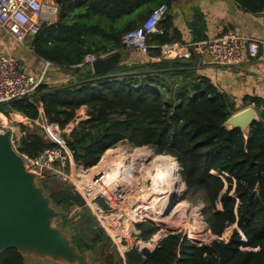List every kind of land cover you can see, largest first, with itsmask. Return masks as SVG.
Segmentation results:
<instances>
[{
  "label": "trees",
  "instance_id": "16d2710c",
  "mask_svg": "<svg viewBox=\"0 0 264 264\" xmlns=\"http://www.w3.org/2000/svg\"><path fill=\"white\" fill-rule=\"evenodd\" d=\"M234 1L250 13L264 10V0ZM57 2L61 6L58 21L48 28L54 43L37 44L35 51L78 78L60 86L40 84L39 97L0 104V111H16L34 122L41 120L43 109L49 123L65 129L85 107L88 118L77 123L70 133H64V138L73 161L86 168L97 165L106 150L120 142L133 147L150 146L156 154L170 155L167 157L174 162L178 159L186 186L182 199L203 203V218L211 230L206 239L212 234L215 237L204 243L205 239H189L182 232L171 233L149 258L135 248L129 251L127 264H264V100L252 98L259 119L252 123L246 138L240 128L225 125L227 119L240 111L235 101L220 92L209 78L196 76L187 68L190 63L182 59L149 58L141 67L153 71L133 72L136 67H130L122 58L125 48L121 35L137 27L113 25L107 29L97 24L81 31L76 29V21L80 20L70 15L77 8L111 22L144 3L155 4V8L166 4L170 8L172 0ZM162 24L166 32L151 36V45L178 40L171 30L173 15L169 11ZM95 36L102 40L93 41ZM107 53H119L121 60L105 74L95 73L91 64L84 61L88 54ZM151 53L158 55L159 49L152 48ZM244 105H250L247 98ZM22 128L25 132L18 145L21 153L35 157L46 148L58 146L41 125ZM59 177L62 176L47 171L41 183L55 207L65 212L58 219L61 227L81 251H90L96 260L123 263L121 258L112 260V248H115L112 239L84 196L71 182ZM74 209L75 214L70 216ZM142 214L154 217L148 209H139L138 218ZM138 228L145 240L158 230L155 223L148 221L139 223ZM229 229L230 236L223 237ZM26 263L17 249L0 254V264Z\"/></svg>",
  "mask_w": 264,
  "mask_h": 264
},
{
  "label": "built area",
  "instance_id": "2783aa9c",
  "mask_svg": "<svg viewBox=\"0 0 264 264\" xmlns=\"http://www.w3.org/2000/svg\"><path fill=\"white\" fill-rule=\"evenodd\" d=\"M168 11L169 8L166 4L160 5L152 11L141 26L124 32L121 35L123 47L135 49L140 54L149 56L151 49L154 47L149 43V38L153 35H163L166 32L162 22ZM59 13L60 6L57 0H0V28L18 43L30 47V41L39 35L44 27L57 22ZM261 43L263 41L259 38L244 36L230 29L209 39L188 42L173 39L171 42L155 47L160 48L162 55L167 59H190L194 54H208L211 57L210 63L214 67L227 73L244 76L246 73L242 66L246 56L256 57ZM108 56H110L109 53L100 56L88 54L85 62L92 65L98 58H107ZM47 64L49 65L50 62H47ZM41 83L42 79H36L23 70L17 57L0 52V104L31 98ZM81 120L84 119H79L78 114L77 120L67 125L65 129H62L57 123H49L48 121L44 124V128L48 135L50 134L49 129L55 132L70 133L72 128ZM73 123L75 125H72ZM70 125L72 126L70 127ZM7 130L11 131V141L16 151L25 159L30 169L39 174L40 179L45 176L47 171H51L72 182L76 190L86 199L87 205L112 239L114 246L123 259L133 248L141 252V248L144 246L151 249L160 246L162 239L173 233L159 236L163 226L155 217H145L146 215L142 214L143 216L138 219L132 218L131 214L136 208L141 211L147 209L148 205L144 202L137 204L136 197H144L147 192L144 186L145 183L138 186L140 179L137 181L138 190L136 195H133V192L128 194L127 189L122 186H118L117 189L113 190L111 198L101 192L94 194L89 189H92L94 183L103 181L107 174L104 170H101L93 174L92 178L89 177L87 172L90 168L73 161V155L66 145L64 135L56 134L54 138L49 135L58 143V146L46 148L37 156L31 157L18 150L19 140L23 133L8 119L7 114L0 111V133ZM179 167L178 174L184 184L180 175L181 164ZM75 171L76 175H74ZM150 186H152V181H150ZM128 190L131 191V189ZM157 211L158 209L153 214L155 215ZM153 219L157 223L158 230L150 239L145 240L140 237L141 230L138 225L141 222ZM161 219L163 221L169 220L166 216ZM186 236L189 238V235Z\"/></svg>",
  "mask_w": 264,
  "mask_h": 264
},
{
  "label": "crops",
  "instance_id": "0c3cea01",
  "mask_svg": "<svg viewBox=\"0 0 264 264\" xmlns=\"http://www.w3.org/2000/svg\"><path fill=\"white\" fill-rule=\"evenodd\" d=\"M152 5L150 2L144 3L139 8L130 9L127 13L117 18L116 21L111 20V22H107L99 14H89L87 11H79L77 8L70 15L80 20V22L75 21L78 23L76 29L81 31H86L90 26L97 24L106 26L107 29H110L113 25L117 27L121 26V28L127 27L128 25L139 27L155 8V4L154 6ZM169 14L173 15V28L171 30L181 42L195 41L205 36L209 39L230 29L244 36L261 39L263 43L260 44L258 55L256 57L246 56L242 66L246 73L244 76L227 73L214 67L210 63L211 57L208 54H194L190 59H177H182L190 63V66H187V68L193 71L196 76L209 78L211 83L220 92L227 94L235 101L240 110L249 106L254 107L252 104L253 97L264 100V10L259 13H250L241 8L234 0H177L172 1ZM48 28L49 25L30 41V47L18 43L12 36L0 28V52L17 57L23 70L36 79H42L41 84L60 86L74 82L78 76L73 75L72 72L60 67L53 61L47 60L35 51L37 44L53 45L54 38L49 34L50 31ZM86 37L83 36L82 38ZM92 40L96 42L102 40V38L98 39L95 36ZM152 45L154 46L153 48H158L155 47L158 45ZM158 49V55L151 53L149 56H144L135 49L125 48L122 52V58L130 67H136V70L133 72H141L145 69L151 72L153 69L144 68L141 65L144 62L147 63L149 58L151 60L167 59L162 55L161 49ZM120 60L118 64H120ZM47 62H50V64L48 65ZM37 93L39 92L36 91L31 97H39ZM246 98L250 102L248 106L244 105ZM41 113V120L37 119L34 122L16 111L10 112L8 119L24 134L23 125L26 127H29L28 125L34 126L38 121L41 124L46 123L47 120L44 117L43 109H41ZM42 262L38 264H43ZM26 264L37 263L27 260ZM121 264H127L126 258L123 259V263Z\"/></svg>",
  "mask_w": 264,
  "mask_h": 264
},
{
  "label": "water",
  "instance_id": "95a60500",
  "mask_svg": "<svg viewBox=\"0 0 264 264\" xmlns=\"http://www.w3.org/2000/svg\"><path fill=\"white\" fill-rule=\"evenodd\" d=\"M120 57L115 53L107 58H98L92 63L94 72L105 74L111 71ZM258 119L256 109L249 106L233 114L225 125L231 129L240 128L247 138L252 123ZM64 215L65 212L55 207L39 174L30 169L14 148L11 131L0 133V254L14 248L26 260L37 264L46 260L56 264H93L91 252L81 251L59 224L58 219ZM201 216L203 218V214ZM204 222L211 231L208 223ZM158 247L144 246L141 254L149 258Z\"/></svg>",
  "mask_w": 264,
  "mask_h": 264
},
{
  "label": "bare ground",
  "instance_id": "6f19581e",
  "mask_svg": "<svg viewBox=\"0 0 264 264\" xmlns=\"http://www.w3.org/2000/svg\"><path fill=\"white\" fill-rule=\"evenodd\" d=\"M122 152L123 151L121 149L118 151H111L108 153L107 158L110 160L114 159L115 167L113 166V170H110L107 172L108 181L100 185V187H102L103 189L100 192L103 193V195L111 198L112 197L111 195L113 194V190L117 189L118 186H122L127 190L132 188L133 181L128 180L127 177L125 176L127 174L126 170L130 169L131 165H134L136 168V171L138 172V171H141L143 168H145L146 164L148 163L147 164L148 166L158 171L155 177L156 181L154 183V188L163 186V189L162 191L160 190V192H157L158 194L155 192L152 198H149L150 200L144 199L143 197L141 198L136 197L137 204L142 203V202L146 204L147 201H150L152 204H154V206L158 210H160V208L164 209L167 206L162 214V216H165L167 212L170 210V208L173 206L172 204L177 203L174 200L176 191H178L180 188L179 175L177 173L178 169L176 167V165L178 166L177 162H174L171 158L167 156L166 157L156 156L148 148L134 149L133 151L129 152L128 155ZM100 169L101 168H98V169L94 168L90 171V173L92 174L97 173L98 171H101ZM87 174H89V171L87 172ZM89 177H90V174H89ZM93 187L94 185L92 186V189L94 190ZM97 187H99V185L96 186V189ZM92 189H89V190L91 191ZM131 192H133L132 193L133 195L137 194L135 186L131 191L128 190V194H130ZM158 203L160 204V207ZM192 208L193 207H191V205L188 202H180L176 205L175 208L173 207L171 218L174 220H172V222L170 220L166 221V226L168 229L167 231H169L170 226L173 228L183 227V223L186 222V220L188 219L187 214ZM147 209L149 213L153 215L158 222H160L161 219H160L158 212H157V215H154L153 212L149 210L148 205H147ZM138 210L139 208H136L134 212L131 214L133 219H138ZM191 215H193L196 220V223L194 226L195 227V230H194L195 238L193 239L196 241H202L206 239L210 234L208 229H206L207 233L201 234L202 233V230H200L201 228L197 227L199 224H201L198 210L193 208V210H191ZM166 233L167 232L165 230H161V233L159 234V236L162 234H166Z\"/></svg>",
  "mask_w": 264,
  "mask_h": 264
},
{
  "label": "rangeland",
  "instance_id": "374dc122",
  "mask_svg": "<svg viewBox=\"0 0 264 264\" xmlns=\"http://www.w3.org/2000/svg\"><path fill=\"white\" fill-rule=\"evenodd\" d=\"M2 112H4L5 114H7V115H9L10 113H7V109L6 110H4V111H2ZM78 114H79V119H86L87 118V109L84 107V109L82 110V109H80L79 110V112H78ZM37 124H41L39 121H38V123ZM71 124V123H70ZM72 125H75V123H73ZM72 125H70V127L72 126ZM30 128H32L33 126H31V125H28ZM41 126L44 128V124H41ZM45 129V128H44ZM50 134V136L52 137L53 136V138H54V136L57 134V135H60V136H63L64 135V133H66V132H64V131H61V132H55L54 130H52V129H49V131H48ZM23 133V132H22ZM137 148H148V147H133L130 143H128V142H120V143H118L116 146H114V147H112V148H109L108 150H106V152H105V154L102 156V158H101V160L98 162V164L97 165H95V166H93L94 168H96V169H98V168H101L100 170H104L105 171V173L107 174V172L108 171H110V170H113V166L115 167V164H114V159H112V160H110V159H108L107 158V155H108V153L109 152H111V151H118V150H121L122 149V153H126L127 155L129 154V152H131V151H133L134 149H137ZM149 149V148H148ZM153 153H154V155H156V156H163V157H166V155H158V154H156L152 149H150ZM126 151V152H125ZM173 158H175V157H173ZM175 160L177 161V164H179V161H178V159L177 158H175ZM113 161V162H112ZM151 162V161H150ZM148 164V163H147ZM146 164V167L145 168H143L141 171H136V168H135V166L134 165H131V168L130 169H128V170H126L127 171V174L125 175L126 177H127V179L128 180H131V181H133V186H132V188H130L131 190L134 188V186H135V189H136V191L138 190V188H137V181H138V179H140V182L138 183V186H141V185H143L144 183H145V189H146V191H147V193L146 194H144V199H147V200H150L149 198L150 197H152L153 196V194L156 192H160V190L162 191V189H163V186H160V187H156V188H154V183H155V181H156V179H155V177H156V175H157V170L156 169H153L152 167H150V166H148ZM180 165V164H179ZM178 165V166H179ZM178 166L176 165V167H177V169H178V171H179V168H178ZM93 167H91L90 168V170H89V174H90V176L91 177H93V174L92 173H90V171L92 170V169H94ZM178 173V172H177ZM77 173H76V171L74 172V175H76ZM89 174H87L88 176H89ZM95 174V173H94ZM179 175V174H178ZM59 180H67L66 178H58ZM53 181H54V179H53ZM68 181V180H67ZM108 181V174L107 175H105V177L103 178V181H101L100 183H94V190L92 189L91 191L92 192H94V194L95 193H97V192H100V191H102L103 189H102V187H100V185H102L103 183H105V182H107ZM150 181H152V186H150ZM179 181H180V188H179V190L178 191H176V194H175V198H174V200L177 202V203H175V204H172L173 206L170 208V210L167 212V214L165 215L167 218H169V220L172 222V218H171V213H172V210H173V207L175 208L176 207V205L178 204V203H180V202H188L190 205H191V207H193V208H195V209H197L198 210V212H199V217H200V223L201 224H199L197 227L198 228H201L200 230H202V233L201 234H204V233H207V227H206V225H205V223H204V218H202V206H203V203L202 202H200V201H198V202H196V203H193V202H191V201H188V200H184V199H182V197H183V194H184V192H185V190H186V186H185V184H184V191H183V183L181 182V180H180V176H179ZM70 182V181H69ZM72 183V182H71ZM127 183H129V182H127ZM99 185V187H97V189H96V186H98ZM127 186V185H126ZM125 186V187H126ZM128 191V190H127ZM130 191V190H129ZM46 192L48 193V191L46 190ZM183 192V193H182ZM162 193V192H161ZM158 194V193H157ZM147 197V198H146ZM158 198V197H157ZM156 198V199H157ZM146 200V201H147ZM100 202H102V200H100ZM147 204H148V207H149V210L150 211H152V212H154L155 210H156V207L154 206V204H152L150 201H147L146 202ZM158 205H159V207H160V204L158 203ZM165 206V205H164ZM167 207V206H166ZM166 207L164 208V209H162V208H160V210H158L157 212H158V214H159V216H160V219L162 218V217H164V216H162V214H163V211L166 209ZM193 208L191 209V210H193ZM191 210L188 212V214H187V220H186V222H184L183 223V227H180V228H173V227H169V231H167L168 229H167V226H166V221H163L162 219L160 220V222L159 223H162V226H163V228H162V230H165L167 233L168 232H182L183 234H186V235H189L190 236V238L191 239H193V238H195V235H194V230H195V223H196V220H195V217L193 216V215H191ZM75 212H76V209H74L72 212H71V215L70 216H73L74 214H75ZM155 215H157V213L155 214ZM194 219V220H193ZM148 222H153V223H155V225H157V223H156V221H154V219L153 220H147ZM209 231V230H208ZM209 233H210V231H209ZM230 234H231V229H229L226 233H225V235L223 236V237H229L230 236ZM215 236L212 234L211 235V238H209V239H205L206 241H203L204 243H208V242H211V240H213V238H214ZM112 244H113V246H114V243H113V241H112ZM115 247V246H114ZM112 255H113V257H112V260H114V261H119L120 260V258L123 260V258H122V256L120 255V253L118 252V250H117V248L115 247V248H112ZM91 259H92V262H93V264H109L108 263V261L107 260H102V261H100V260H96L95 259V257L91 254ZM43 264H56V263H54V262H51V261H43L42 262Z\"/></svg>",
  "mask_w": 264,
  "mask_h": 264
}]
</instances>
